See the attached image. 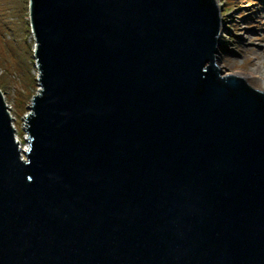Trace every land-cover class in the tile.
<instances>
[{
    "label": "water",
    "instance_id": "95a60500",
    "mask_svg": "<svg viewBox=\"0 0 264 264\" xmlns=\"http://www.w3.org/2000/svg\"><path fill=\"white\" fill-rule=\"evenodd\" d=\"M222 0H29L28 149L0 85V264H264V76L225 74Z\"/></svg>",
    "mask_w": 264,
    "mask_h": 264
},
{
    "label": "rangeland",
    "instance_id": "374dc122",
    "mask_svg": "<svg viewBox=\"0 0 264 264\" xmlns=\"http://www.w3.org/2000/svg\"><path fill=\"white\" fill-rule=\"evenodd\" d=\"M226 16L225 74L257 72L264 76V0H222ZM29 0H0V85L20 125L39 88Z\"/></svg>",
    "mask_w": 264,
    "mask_h": 264
},
{
    "label": "bare ground",
    "instance_id": "6f19581e",
    "mask_svg": "<svg viewBox=\"0 0 264 264\" xmlns=\"http://www.w3.org/2000/svg\"><path fill=\"white\" fill-rule=\"evenodd\" d=\"M234 2H236V0H234ZM226 74L260 76L257 72H240V73H237V72H232L231 73V72H229V73H226ZM9 108H10V112H11V107L9 106ZM29 111H30V109L26 112V114L24 115V118H23L24 126L22 128H23V131L25 132V135H24L22 140L24 141L23 142L24 152L28 149L29 135H28V132L25 130V117L27 116ZM11 115H12V119H13L14 125H16V117L12 114V112H11Z\"/></svg>",
    "mask_w": 264,
    "mask_h": 264
},
{
    "label": "built area",
    "instance_id": "2783aa9c",
    "mask_svg": "<svg viewBox=\"0 0 264 264\" xmlns=\"http://www.w3.org/2000/svg\"><path fill=\"white\" fill-rule=\"evenodd\" d=\"M24 142V141H23Z\"/></svg>",
    "mask_w": 264,
    "mask_h": 264
}]
</instances>
